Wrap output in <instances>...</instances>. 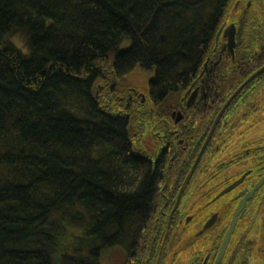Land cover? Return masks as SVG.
<instances>
[{
  "label": "trees",
  "instance_id": "16d2710c",
  "mask_svg": "<svg viewBox=\"0 0 264 264\" xmlns=\"http://www.w3.org/2000/svg\"><path fill=\"white\" fill-rule=\"evenodd\" d=\"M260 20L264 0H0V264L154 257L167 168L133 132L237 61L222 24L249 59ZM136 68L152 73L143 103Z\"/></svg>",
  "mask_w": 264,
  "mask_h": 264
},
{
  "label": "flooded vegetation",
  "instance_id": "af4514ba",
  "mask_svg": "<svg viewBox=\"0 0 264 264\" xmlns=\"http://www.w3.org/2000/svg\"><path fill=\"white\" fill-rule=\"evenodd\" d=\"M257 23L245 31L264 35V21ZM259 41L249 59L225 45L237 61L224 76H203L196 85L195 79L175 104L166 100L163 116L152 113L134 130L136 149L167 168L156 217L162 229L154 257L144 245L121 264H264V70L230 101L210 134L228 97L264 64Z\"/></svg>",
  "mask_w": 264,
  "mask_h": 264
},
{
  "label": "rangeland",
  "instance_id": "374dc122",
  "mask_svg": "<svg viewBox=\"0 0 264 264\" xmlns=\"http://www.w3.org/2000/svg\"><path fill=\"white\" fill-rule=\"evenodd\" d=\"M229 23H226L228 25ZM13 43L19 48V50L24 54L28 55L30 52L26 35L23 32H17L12 36ZM128 42L125 43V46ZM152 77V73H145L143 70L136 68L126 76V83L129 87L134 90H138L144 98L146 97L148 91V81ZM147 124V123H146ZM125 259L124 250L119 247H110L102 254L100 258V264H121Z\"/></svg>",
  "mask_w": 264,
  "mask_h": 264
},
{
  "label": "water",
  "instance_id": "95a60500",
  "mask_svg": "<svg viewBox=\"0 0 264 264\" xmlns=\"http://www.w3.org/2000/svg\"><path fill=\"white\" fill-rule=\"evenodd\" d=\"M222 33V36L226 39V47L228 49V51L232 54V56H234V47L236 45V41H235V35H236V25L234 22L229 23L228 25L225 26V24H222L221 27L219 28L217 34H216V40L218 39L219 35ZM207 64V60L204 63V68L205 69ZM203 70L200 74L203 73ZM264 70V64L259 67L258 69H256L245 81H243L233 92L232 94L228 97V99L225 101L224 105L222 106V108L220 109L218 116L212 126V129L210 131V134L217 122V120L219 119V117L221 116V114L223 113V111L225 110V108L227 107V105L230 103V101L241 91V89L257 74H259L260 72H262ZM197 89H194L188 99V104H191L195 98ZM141 101L143 102L145 100L143 94L141 96ZM209 134V136H210ZM208 136V137H209Z\"/></svg>",
  "mask_w": 264,
  "mask_h": 264
}]
</instances>
